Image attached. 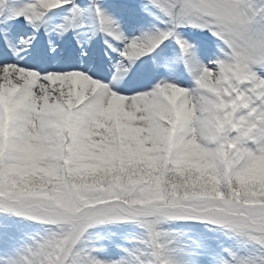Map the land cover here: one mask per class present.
<instances>
[{
    "label": "snow or ice",
    "instance_id": "obj_1",
    "mask_svg": "<svg viewBox=\"0 0 264 264\" xmlns=\"http://www.w3.org/2000/svg\"><path fill=\"white\" fill-rule=\"evenodd\" d=\"M5 3L0 0V10ZM69 4L70 17L85 11L74 0H30L10 14L35 30L48 11ZM89 7L105 36L123 45L117 50L105 41L121 57L116 72L122 79L116 83L93 78L87 68L38 70L0 63V87L15 86L0 101V216L32 220L48 225L47 230L73 223L72 235L81 240L93 226L112 222H135L143 230L138 246L125 250L121 259L100 260L92 254L95 249L77 243L61 256L63 264H73L74 257L83 264H180L169 247L173 238L161 228L175 220L205 222L246 238L259 253L225 249L220 264H264V176L257 171L264 160V0H146L143 10L152 14L155 9L164 27L133 37L125 36L96 0ZM70 17L58 26L61 32L71 26ZM182 27L210 34L218 41V54L202 63L196 45L178 31ZM169 39L193 77L190 89L166 80L151 82L150 66L129 74L137 60ZM20 43L30 45L31 38L21 37ZM175 94L188 101L189 109L178 122ZM12 105L18 106L8 113ZM48 109L57 115L50 118ZM38 133L45 137L43 157L60 179L54 190L12 189L3 177L24 143ZM190 140L200 146L214 182L176 179L188 171L184 157ZM77 175L93 179L77 184L72 179ZM9 227L0 223V229ZM38 239L0 255V264H40L46 253Z\"/></svg>",
    "mask_w": 264,
    "mask_h": 264
},
{
    "label": "rangeland",
    "instance_id": "obj_2",
    "mask_svg": "<svg viewBox=\"0 0 264 264\" xmlns=\"http://www.w3.org/2000/svg\"><path fill=\"white\" fill-rule=\"evenodd\" d=\"M29 2L30 0H6L4 8L0 10V36L7 38V41L2 40V45L8 50V56L21 55L29 58L26 52L38 47V49L45 48L41 56L47 54L52 57L56 52L58 53L54 46L58 41L62 46L61 57L53 62L66 69L73 62L80 65L87 64L93 68L95 65L91 60L93 58L96 62L102 60L108 62L111 67H116L118 59L121 58L119 52L109 48L105 41L107 40L112 48L117 50L123 45L105 36L100 30L95 12L89 7L91 0H74L80 9L85 10L78 17H70V4L48 11L38 22L35 30L24 21L23 17L13 18L10 14L11 9H19ZM96 2L107 15L119 22L123 33L124 28L130 30L127 37L138 36L142 32L164 27L157 19L158 13L155 9L151 10L152 14L143 10L142 5L146 3V0H96ZM66 17H70L71 26L67 31L61 32L58 26L65 23ZM178 31L185 39L196 45V54L200 61L206 57L208 63L209 59L218 54V41L210 34L198 33L197 30L189 27H182ZM11 33H14L13 39L8 38ZM21 37L25 40L31 38V44L27 46L21 44ZM0 51L2 54L1 49ZM85 52L88 53L87 59L84 58ZM138 66H150L157 70L159 72L157 80L173 82L188 89L193 87V77L185 67L183 60L180 59V51L171 39L166 40L152 53L137 60L129 68V74L132 75ZM257 171L264 176V167L261 164L257 166ZM0 223L10 225L6 231L0 229V255L15 251L32 237L43 235L49 227L15 216L7 219L0 216ZM161 228L169 232L173 238L169 247L180 264H220L221 260L227 257L225 249L241 255L259 254L255 246L246 238L226 234L223 230L205 222L175 220L163 223ZM142 237L143 230L135 222H112L95 225L88 229L82 241L84 248L95 249L92 254L98 259L113 261L124 257L125 250L138 246ZM98 252H108V255L102 259Z\"/></svg>",
    "mask_w": 264,
    "mask_h": 264
},
{
    "label": "clouds",
    "instance_id": "obj_3",
    "mask_svg": "<svg viewBox=\"0 0 264 264\" xmlns=\"http://www.w3.org/2000/svg\"><path fill=\"white\" fill-rule=\"evenodd\" d=\"M22 75L25 78H30L31 73L24 72ZM15 91V86L11 89H5L0 87V101H6L12 93ZM28 99L27 97L24 98ZM175 108V120L178 122L185 118L189 114L187 107L188 101L180 99L179 94H175L172 97ZM24 101H20L23 103ZM18 105L7 106L6 111L11 113L14 107ZM47 114L50 118H54L57 113L55 109H48ZM52 122H56L53 120ZM4 132V124L0 123V133ZM205 132L211 133L210 128H205ZM44 135L41 133L31 135L28 141L24 143L20 149V155L17 158V163L13 168L9 170L7 175L3 177L4 182L12 189L18 191L28 192H42L45 189L54 190L56 185L54 181L60 179L57 175H54L52 168L48 166V162L43 157L42 139ZM47 139L49 143L53 142L52 130H47ZM199 145L195 140L188 142V148L185 152V162L188 165V171L182 176L177 175L176 179L193 180L194 182H206L212 183L215 180L213 175H209L210 165L205 162L204 155L201 154L198 149ZM232 147V145H229ZM212 150L209 149V153ZM264 167V160L260 162ZM189 173L191 175H189ZM77 184L81 182H87L92 177L87 175H77L72 177ZM107 179V177H105ZM74 232L73 223H58L54 230H47L43 235H39V239L36 241L38 245H43V250L46 253L44 260L40 264H56L60 261L63 264L61 256L65 255L76 246L77 243L81 245V249L84 248L83 241L72 233ZM73 264H83V261L75 258Z\"/></svg>",
    "mask_w": 264,
    "mask_h": 264
},
{
    "label": "bare ground",
    "instance_id": "obj_4",
    "mask_svg": "<svg viewBox=\"0 0 264 264\" xmlns=\"http://www.w3.org/2000/svg\"><path fill=\"white\" fill-rule=\"evenodd\" d=\"M129 33H130L129 29L128 30L127 29L124 30L125 36L127 34H129ZM119 44H120V42H119ZM201 62L204 63V64H207L206 57H204L201 60ZM0 63H18L21 66L32 67V68H36L38 70L39 69L69 70V69H71L73 67H78V68H81V69L87 68L88 69V74L90 76H92L95 79H99V80H101L103 82L106 81V83L114 84V83H116L117 81L120 80V78L118 79L117 76H116V79L114 81H108V75L104 71L100 70V68L98 66H94L93 68H90L87 64L80 65L79 63H75V62H73L72 65L66 69L65 67L61 66L60 64H55V62L54 63H52V62L41 63V62H38V61H36L34 59H22L20 56H7V57H5V56H2L0 54ZM116 66H117V64H116ZM157 78H155L154 81H156ZM98 254L103 259V258H105L108 255V252H98Z\"/></svg>",
    "mask_w": 264,
    "mask_h": 264
}]
</instances>
